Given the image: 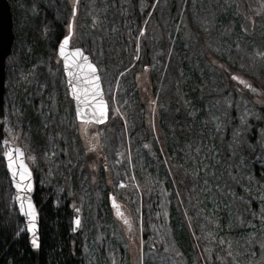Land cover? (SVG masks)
<instances>
[{
    "label": "rangeland",
    "instance_id": "obj_1",
    "mask_svg": "<svg viewBox=\"0 0 264 264\" xmlns=\"http://www.w3.org/2000/svg\"><path fill=\"white\" fill-rule=\"evenodd\" d=\"M14 1L17 23L21 19L34 24L29 18L33 15L31 12L35 2ZM63 1L36 0V3L47 11L54 8V11L58 12V7ZM67 1L72 15L73 0ZM96 1L103 5L101 14L105 33L104 45H98L97 33L88 29L86 20H83V23L75 22L73 39L76 38L77 45L74 43L72 45L79 47L80 42H88L93 61L106 63L108 83H111V80L115 81L113 91L114 93L117 91V94L112 95V105L124 127L125 140L122 141L119 150L124 157L123 168L129 175L136 194L139 195L140 206L143 199L149 195L158 200L160 198L158 216L164 223L157 229L165 250L160 251L159 247L152 249L145 246L141 238L142 227L137 222L136 213L129 203H125L127 201L123 202L120 199L114 198L111 201L116 207L106 204L109 217L103 223L104 232L99 234L98 226L102 223H97L96 214H93L92 209L97 203L96 196L99 193H104L106 197L112 194L108 187L113 185V182L108 173L103 177L101 185L96 181L97 184L92 190L89 191L90 188L86 187L84 193L87 198L81 200L80 230L84 228L85 236L88 238L89 233L92 234L86 246L90 255L89 260H100L103 248L106 250L103 255L104 260L109 259L107 252L109 247H112L116 251L120 248L125 250L132 264H185L181 256H185L189 264H198L197 250L204 260L202 250L210 257L212 249L221 246L230 253L236 264H264V203H262L264 187L251 182L249 177L251 173L245 168V162H242L243 178L233 176V179L226 175L220 166L224 157L221 147H227V151L228 149L232 151L228 160H244L235 150L238 141L247 143L256 155L264 157V124L256 137L255 144H252V132L249 129L250 123L255 124L259 121L264 123L262 100L264 99V91L262 92L264 90V0H156L152 4L146 21V25L149 22L147 32L145 33L143 29L137 39L136 60L140 55L143 57V45L148 44L145 50L148 52L147 55L151 53L155 63L153 68L158 71L159 66H162L157 61L159 50L169 51V54L174 50L177 61L180 62L177 68L179 95L176 96V100L178 103L179 99L184 100L185 103L184 107L183 104L180 106V110L177 108L175 124L170 120L174 118V114H171L173 112L171 100L175 99L173 96L165 95L170 92L168 88L165 90L166 87L161 92L164 97L152 95L154 80H151L149 69L136 70L134 73L135 70L132 69L137 64L133 63L121 71V69H112L105 60L102 47L112 49V58L119 66L126 64V52L129 51L123 43L119 18L113 23L110 21L112 15L116 13L113 10V1ZM29 3L32 8H28ZM124 10L121 13L125 14ZM81 32L83 36L80 35ZM66 35L68 34L65 33L64 37ZM56 42L52 37L48 39L42 56L39 51L29 49L27 54L33 59L29 64L27 63L28 66L23 65L17 71L21 73L23 68L28 71L26 86L30 90L23 93L24 95H52L55 97V102L51 105L52 111L67 113L70 118L72 116L70 104L64 107L63 103L61 105L58 102L60 98L63 99L62 97L68 95V91L64 76L62 92H60V82L56 79L58 72L62 71L60 61L51 51L55 47L56 52L59 45V42L57 44ZM155 43L157 44L154 45ZM202 44L209 51L201 50ZM211 54L222 65L235 67L238 71V76H235L233 81L235 85L232 86L238 96L232 98L226 94V81L215 68ZM167 61L166 73L169 74L171 64ZM243 73L251 76L257 86L255 84L250 87L248 81L239 75ZM46 75L52 79L49 84ZM162 77V87L164 78L168 87L169 79L166 78V74ZM200 82L213 85L215 83L212 90L205 93L207 96L204 98V109L190 98V95L196 94L194 87ZM15 86V91L22 88L18 81L15 82ZM245 95L261 96H256L254 98L256 102L253 103L247 100ZM11 103L6 104V112L9 108L12 113L15 112L16 105ZM139 103L145 104L147 108L149 105L150 114L146 115L147 124L152 131L150 136L156 147L151 140L142 141L141 138L132 136L134 128L137 127L134 106ZM59 123H64L63 115L59 116ZM185 127L187 133L183 137L179 131ZM195 127L198 132L195 131ZM111 130L109 124L101 128L81 127V132L83 136L85 135V151L95 154L94 150H99L112 157V146L109 143ZM228 131L232 137H229L231 140L229 145L233 144V146L228 147L227 144L222 146L215 138L216 134L223 136ZM245 136H247L245 140L241 139ZM233 138H235L234 143ZM60 146L61 144L57 142L53 151L68 156V147L64 146L62 150ZM116 157L113 155L112 170L122 172L118 162L120 156ZM169 158L179 160L182 169L184 168L198 180L196 187L200 191L201 201L198 209L195 208L193 213L195 220L193 224L183 218L180 219L181 213L184 218L186 217V210L183 209V204H179V196L177 199L181 207L180 213L176 198L171 199L172 205L169 206L170 193L163 186L165 184L163 179L166 173L170 172ZM116 182L117 189L124 190L128 187L117 174ZM169 209H172L171 212ZM246 220L247 222L243 223ZM203 235L206 237L203 238Z\"/></svg>",
    "mask_w": 264,
    "mask_h": 264
},
{
    "label": "trees",
    "instance_id": "obj_2",
    "mask_svg": "<svg viewBox=\"0 0 264 264\" xmlns=\"http://www.w3.org/2000/svg\"><path fill=\"white\" fill-rule=\"evenodd\" d=\"M31 1L35 2V7L32 8L30 3L28 4V8H32L31 14H33L29 19L33 20L34 24H31V22L27 23L24 20L21 21V19H19L20 22L17 23V15L15 14L16 3L14 0H9L13 14V32L15 38L12 54L6 62L5 100L7 105L11 102L14 103V105H16V110L12 113L11 108H9L6 113L3 128L6 136L25 150L27 163L35 177L34 201L40 217V248L39 250H33L30 248L29 237L14 201L11 181L6 170V164L0 147V264H110V262L112 264H132L130 256L127 255L125 250L120 248L119 251H116L112 247H109L108 249V246L106 249H108L107 255H109V259L105 258L104 260L103 255L106 250L103 248L104 251L101 250L100 260L93 259L90 261V255L86 250V246L88 243L87 240L91 238L92 234L89 233V238L86 237L84 228L80 230L78 234H74L73 232V209L80 208L82 203L81 200H86L87 196L85 195L84 190H86V187L90 188L89 191L92 190L97 182L101 185L103 177L108 173L113 182V185L108 187V190L111 191L116 200L120 199L123 200V202L127 201L125 203H129L136 213L137 222L139 226L141 225L142 227L141 238L145 246L152 249L159 247L160 251H164L165 246L163 241L159 238L157 229L164 223L158 216L160 198L158 200L156 197L149 195L147 198L143 199L142 206H140L139 195L136 194L131 179L123 168L124 157L121 156V151L119 150L122 141L125 140L123 132L124 127L119 114L115 112V108L112 105V95H116L117 91L115 93L113 91L115 81L111 80V83H108L107 81L108 74L105 70L106 63L101 61L96 64L99 68L105 96L108 95V97L106 96V99L110 109L109 127H111L112 130L109 143L112 146V157L99 150H94L95 154L85 151L84 140L77 128L73 112L72 116L69 118L67 113L63 114L52 111L51 105L54 104L55 97L52 95L23 94L30 90V88L26 86L28 71L23 68V71L20 73L17 69L23 65L28 66L29 61L33 59L27 54V51H29V49L39 51L41 53L40 56H42L45 52L44 47L48 39L51 37L54 38L57 41V44L60 39L64 37L65 33L69 34V24L71 20V8L67 0L60 3L58 12H55L54 8H50L47 11V9L42 8L37 4L36 0H30V2ZM112 1L114 3L113 10L116 13L112 15L110 21L113 23L119 18L121 29L123 31V43L129 52H126V64L119 66L112 58V49H105L102 47L101 50L103 51V54H105V60L111 65L112 69H121V71L125 70L126 67H130L133 63L137 64L135 67L136 69H132L135 70L134 73L136 70H144L145 68L149 69L151 80H154L152 95H160L161 97H164L161 92L166 87L165 90L168 88V90L170 89V92L165 93V95L173 96L175 99L171 100L173 109L171 114H174V118L170 119L175 124L177 120V108L180 110V106L183 104L184 107L185 103L184 100L180 101L179 99V103L178 100H176V96L179 95L177 92V68L180 65V62L177 61V56L174 53V50L170 51V54L169 51L161 52L162 49L159 50L157 53V61H159V65L162 64V66H159L158 71L153 68L155 63L151 57V53L147 55L148 52L145 50V47H148V44L143 45V57L140 55V58L136 60L138 57L137 39L143 32V29L145 33L147 32L146 28L148 27L149 22L146 25V21L148 19L150 8L156 0ZM102 6L103 5L96 0H79L78 14L75 20L77 23H83V20L88 21V29L97 33L98 45H104L103 36L105 33L102 26ZM122 8L125 9V14L121 13L123 12ZM67 27L68 32H66ZM80 35L83 36V33L81 32ZM76 42V38H74V45H77ZM156 44L157 43L154 45ZM78 46L85 49V52L93 59L91 48L88 47V42H80V45ZM201 46V50L209 51L203 46V44ZM54 48L55 47H53L51 51L56 55ZM46 57L47 56H45V58ZM167 58L170 60L167 61ZM211 60L214 63L215 68L224 77V81H226V94L232 98L238 96L234 92V88H232V86L235 85L233 81L234 77L238 76V71L235 70V67L222 65L212 54ZM166 61L171 64L169 74L166 73ZM165 74L166 78L169 79L168 87L166 86L165 78L162 87L161 80L163 78L162 76ZM54 75L56 74H53V76ZM239 75L243 76L244 80L248 81L250 87H253L255 84L257 86L256 81L253 80L251 76L244 75V73ZM56 79L60 82L59 87L60 92H62V86L64 85L62 71L58 72ZM16 81L22 86L18 91H15ZM51 82L52 79L47 76V84ZM214 86L215 83L213 85L212 83L206 84L200 82L194 87L196 94L190 95V98H193V102L196 104L202 105L201 107L204 109V98L207 96L205 93L212 90ZM109 87L111 90H109ZM263 91L264 90H262V92ZM245 96L247 100L256 102V99L254 98L261 95ZM62 98L63 99L60 98L58 102L61 105L63 103L64 107L66 104L71 103L67 96ZM262 100L264 103V99ZM134 109L137 117V121H135L137 127L134 128L132 136L137 139L141 138L142 141L151 140L153 146L156 147V143L153 142V138L150 136L152 131L147 124L146 115L150 114L149 105L147 108L145 104L139 103L134 106ZM123 113L127 115V112L124 110ZM60 115H63L64 117L63 124L59 123ZM263 124L264 123L261 121L255 124H249V129L252 132V144H255L254 142L261 132ZM195 131L198 132L196 127ZM179 132L180 135L184 137L187 133L186 127ZM196 137L197 136L195 135V138ZM200 137L202 138V136ZM229 137L232 138L228 131L223 136L216 134L215 138L222 146L223 144H227V146L230 147L233 146V144L229 145L231 142ZM246 138L247 136L241 139L245 140ZM234 140L235 138H233V143ZM57 142L61 144L60 149L62 150L64 146L68 147V156H63V154H58V152L53 151ZM238 143L239 144L236 145L235 150L244 160H228L232 151L229 149L227 151V147H221L224 154L220 165L221 168L226 175L232 178L233 176L236 178L238 176L239 178H243L242 162H245V168L251 173L249 176L251 182L264 187V157L256 155L255 151H253L247 143L243 141H238ZM155 151L157 152L156 148ZM113 155L115 157L117 155L120 156L118 162L122 172H113L111 166ZM94 164L98 166H95ZM169 165L171 173H166L165 178L163 179L165 180V184H163L164 189L170 193V205H168L171 206V199L176 198L177 205L183 204V209L186 210V219L183 217L182 213L180 219H184L186 222L193 224L195 223L193 213L195 208L198 209L201 201L200 191L196 187L198 180L184 168L182 169L179 160L169 158ZM116 174L120 176V179L125 184H127L128 187L124 190L117 189ZM70 189H72V191ZM125 193L127 194L124 195ZM100 194L101 193L96 196L98 200L92 209V212L93 214H96L97 223H102L98 226V231L100 230L99 234H102L104 232L103 223L109 217L108 205L106 204L109 203L110 205V199L109 196H104V193ZM177 196L180 198V203L178 202ZM262 203H264L263 200ZM171 210L172 209H169V212H171ZM180 211L181 207L179 205V213ZM246 222L247 220L243 223ZM204 237H206V235H203V238ZM222 248L223 247L221 246L213 248L210 257L207 256L206 251L202 250L204 253V260L200 252L197 250L196 256L198 264H236L230 253ZM181 259L185 264H189V261L185 256H181Z\"/></svg>",
    "mask_w": 264,
    "mask_h": 264
},
{
    "label": "water",
    "instance_id": "obj_3",
    "mask_svg": "<svg viewBox=\"0 0 264 264\" xmlns=\"http://www.w3.org/2000/svg\"><path fill=\"white\" fill-rule=\"evenodd\" d=\"M78 1L79 0H75V3H74L73 12L75 10V14H72L71 25H70V39H69L68 46L65 49V53L69 56V59L66 62L63 59V57L60 56L58 49H57V56L62 61V64H63L64 75L66 77L67 89H68L70 97L74 101L75 114H76L77 121L81 122V123L95 124V125L100 126V125H103V124L108 122L109 109H108V103L105 99V94H104L103 85H102L101 77L99 74V70H98L97 66L92 62L90 56L87 55L81 48L71 49V38L73 35V22H74L76 15H77ZM13 41H14V33H13V21H12L11 7H10L8 0H0V141H1L0 144H1L2 152H4V150H6V148H10L13 150L17 149V148L20 149L23 153V156L17 157L18 162H19V160L22 159L23 162L30 169V167L26 161L25 151L21 147L15 145L12 141H10L6 137V135L4 134V130H3V122H4V118H5L4 100H5V92H6V89H5L6 61H7L8 57L11 55ZM58 48H59V46H58ZM76 49H80L82 51L83 55L87 57V62H84L81 60L80 55L75 52ZM89 62L92 63L93 65H95V67L97 69L96 75H98L100 78L98 83H99L100 89L102 90L103 99L107 104L106 118L102 122L96 121V119L92 116V108L89 106V104L95 102L93 100V98L91 97L90 92L87 91V89H89L91 87V84H89V80H91V73L87 67V63H89ZM66 63L68 65L67 68L65 67ZM77 65H79V67H77ZM69 73H71V74H69ZM92 83L95 84L97 82L92 81ZM73 89H75L76 95L80 97L79 102L77 101V99L73 95ZM78 108L80 111V115L83 117V119H80L77 116V109ZM4 141H7V145H4V143H3ZM13 154L16 155L15 152ZM3 158H4V156H3ZM4 161L6 164V170L9 174V177H10V181H11V185H12V189H13V194H15V189L13 187L11 174L7 168V161L5 159H4ZM31 175H32V181H33V191L31 192L30 196H31V200L33 201V203L35 205V202H34L35 180H34V175H33L32 171H31ZM111 199L113 201V198H111ZM16 207H17V205H16ZM114 207H116V206H114ZM17 209H18V207H17ZM35 209H36V212L38 213L36 205H35ZM18 212H19V209H18ZM19 215H20V213H19ZM20 217L24 221L25 228H26L25 218L21 215H20ZM77 218L79 219V225H77L75 223ZM37 225H38L37 230H38L39 243H40V217H39V213H38V217H37ZM80 225H81V213H80V210L77 208L73 211V215H72V227H73V232L75 234L79 233ZM26 233L29 237V234L27 231H26ZM29 239H30V237H29ZM29 245H30V243H29ZM30 248L33 249L31 247V245H30ZM33 250H39V249H33Z\"/></svg>",
    "mask_w": 264,
    "mask_h": 264
},
{
    "label": "snow or ice",
    "instance_id": "obj_4",
    "mask_svg": "<svg viewBox=\"0 0 264 264\" xmlns=\"http://www.w3.org/2000/svg\"><path fill=\"white\" fill-rule=\"evenodd\" d=\"M75 14V10L73 12ZM70 39L69 36H65L59 44V54L63 59L67 62L69 56L65 53V49L68 46ZM75 52L80 55L81 60L87 62V57L83 55L80 49H76ZM65 67L68 65L66 63ZM79 67V65H77ZM87 67L91 73V80H89V84L91 87L87 89L90 92L91 97L95 101L94 103L89 104L92 108V116L96 119L97 122H102L106 118L107 112V104L103 99L102 90L99 86V76L96 75L97 69L95 65L92 63H87ZM71 74V73H69ZM92 81H96L97 83L93 84ZM73 95L79 102L80 97L76 95L75 89H73ZM77 116L80 119L83 117L80 115L79 108L77 109ZM4 145H7V141L3 142ZM15 152L16 155L13 153ZM4 159L7 161V168L11 174L13 187L15 189L14 200L19 209V213L21 216L25 218L26 221V231L29 234V243L33 249H39V235H38V225H37V217L38 213L36 212L35 205L31 200V192L33 191V181L31 170L27 167V165L23 162V160H19L17 157H22L23 153L20 149H10L6 148L3 152ZM115 206V204H114ZM75 223L79 225V219L77 218ZM127 223V221H125Z\"/></svg>",
    "mask_w": 264,
    "mask_h": 264
},
{
    "label": "flooded vegetation",
    "instance_id": "obj_5",
    "mask_svg": "<svg viewBox=\"0 0 264 264\" xmlns=\"http://www.w3.org/2000/svg\"><path fill=\"white\" fill-rule=\"evenodd\" d=\"M13 25H14V23H13ZM60 63H61V67H62V62L60 61ZM62 70H63V68H62ZM66 96H67V97L69 98V100L71 101V103H70L71 110H72V112H73V114H74V117H75V120H76L74 101H73V99L70 97L69 92H68V95H66ZM66 96H65V97H66ZM71 104H72V105H71ZM76 122H77V128L79 127L78 130L80 131L83 140H84L85 135L83 136V134H82V132H81V127H85L86 129H87V128H92V127H97V125H95V124L81 123V122H78L77 120H76ZM94 138L96 139L97 137L95 136ZM87 145H88V144H87ZM84 147H86V144H84Z\"/></svg>",
    "mask_w": 264,
    "mask_h": 264
}]
</instances>
